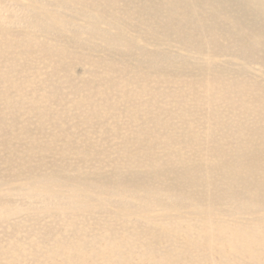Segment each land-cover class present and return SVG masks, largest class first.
Instances as JSON below:
<instances>
[{
  "label": "rangeland",
  "instance_id": "374dc122",
  "mask_svg": "<svg viewBox=\"0 0 264 264\" xmlns=\"http://www.w3.org/2000/svg\"><path fill=\"white\" fill-rule=\"evenodd\" d=\"M155 261L264 264V0H0V264Z\"/></svg>",
  "mask_w": 264,
  "mask_h": 264
},
{
  "label": "bare ground",
  "instance_id": "6f19581e",
  "mask_svg": "<svg viewBox=\"0 0 264 264\" xmlns=\"http://www.w3.org/2000/svg\"><path fill=\"white\" fill-rule=\"evenodd\" d=\"M175 3H173L171 6H173ZM39 19L34 18V17H30L29 18V24L32 27H37L39 24ZM50 188L49 187H45V192H49ZM73 195V194H72ZM254 240L251 237V235H249V233H243V232H239L236 230H231L230 231V236L228 237V243L231 244V246L237 248V246L241 247L242 249H249L251 248L252 244H253ZM104 253V252H102ZM69 261H73L72 258H70ZM151 264H157V262H150Z\"/></svg>",
  "mask_w": 264,
  "mask_h": 264
}]
</instances>
